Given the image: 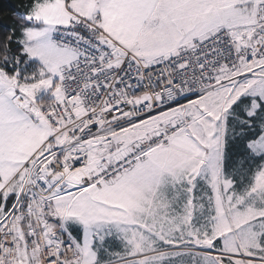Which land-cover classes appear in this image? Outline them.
Masks as SVG:
<instances>
[{
	"label": "snow or ice",
	"instance_id": "obj_1",
	"mask_svg": "<svg viewBox=\"0 0 264 264\" xmlns=\"http://www.w3.org/2000/svg\"><path fill=\"white\" fill-rule=\"evenodd\" d=\"M0 31V264H264V0H21Z\"/></svg>",
	"mask_w": 264,
	"mask_h": 264
},
{
	"label": "trees",
	"instance_id": "obj_2",
	"mask_svg": "<svg viewBox=\"0 0 264 264\" xmlns=\"http://www.w3.org/2000/svg\"><path fill=\"white\" fill-rule=\"evenodd\" d=\"M20 3L21 0H0V31L4 25L13 23L11 18Z\"/></svg>",
	"mask_w": 264,
	"mask_h": 264
}]
</instances>
